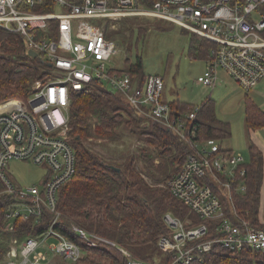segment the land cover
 <instances>
[{
  "label": "built area",
  "instance_id": "obj_1",
  "mask_svg": "<svg viewBox=\"0 0 264 264\" xmlns=\"http://www.w3.org/2000/svg\"><path fill=\"white\" fill-rule=\"evenodd\" d=\"M39 6L43 11L36 10ZM131 16L163 19L212 41L215 47L199 84L212 89L222 84L220 69L247 93L264 79V0H0V27L20 33L29 50L61 71L40 82L27 102L0 104V194L13 199L5 215L7 229L14 230L19 219L41 223L45 212L55 213L44 233L14 239L4 264H45L51 255L69 263L82 258L81 247L53 226L60 218V189L76 174V155L65 139L70 92L96 81L121 92L138 115L174 132L192 150L166 187L202 222L192 226L189 219L166 214L172 234L160 238L158 245L170 257L167 264L203 263L215 244L229 253L264 251V229L241 214L235 199L248 190L245 156L223 149L217 141H199L195 122L200 106L187 112L173 109L163 98L166 84L161 75H149L140 86L128 74L110 75L120 47L107 38L108 23L114 29L113 23ZM13 161L43 167L40 186L19 183L10 169ZM211 223L215 237L195 243L211 231ZM73 229L91 246H96L93 240L116 245L80 227ZM119 249L129 264H157Z\"/></svg>",
  "mask_w": 264,
  "mask_h": 264
},
{
  "label": "trees",
  "instance_id": "obj_2",
  "mask_svg": "<svg viewBox=\"0 0 264 264\" xmlns=\"http://www.w3.org/2000/svg\"><path fill=\"white\" fill-rule=\"evenodd\" d=\"M36 10L43 11V8L39 6ZM116 23L120 24L119 30H110L111 24L108 23L107 38L115 41L120 51L122 45L127 54L124 66H120L117 57L109 73L128 74L132 83L140 86L152 74L145 73L143 58L139 54L131 60L134 46L144 42L150 30L166 32L175 24L145 16L125 17L113 24ZM55 25L54 22L51 30H56ZM180 30L190 39L188 56L193 60L207 61L215 44L185 28ZM51 74L52 67L42 54L37 57L29 54L28 43L20 33L0 27V104L9 100L27 102L40 82L46 83L52 78ZM70 98L65 139L76 155V174L60 189L57 202L60 218L53 227L77 243L83 256L76 263L58 258L64 264H129L128 257L119 249L122 247L136 259L169 263L170 257L158 245L160 238L172 234L165 221L166 214L171 213L183 221L189 219L192 226L202 222L166 187L168 179L181 170L191 154L190 146L174 132L155 123L151 128L140 129L149 120L138 115L124 101L122 93L106 83L92 82L81 91H71ZM171 106L179 112L193 108L179 100L171 102ZM244 121L249 151L246 164L248 190L235 199L241 214L257 228L264 229L260 220L264 154L250 137L253 130L264 127V111L248 95L244 102ZM195 123L199 141L220 143L232 137L231 123L218 117L216 102L211 98L201 104ZM124 127L138 133L148 147L129 155L122 164L107 159L89 146V141L94 139L117 140L118 130ZM140 163H143L144 172L139 169ZM12 202L11 196L0 194V264L5 263L14 239L23 241L44 233L51 227L55 216V213L45 212L41 223L19 219L11 231L6 227L5 215ZM213 224L210 225L211 231L195 243L215 237ZM74 226L116 245L93 240L96 246H91L74 231ZM193 264H264V251L229 253L215 244L212 252L205 255L203 263Z\"/></svg>",
  "mask_w": 264,
  "mask_h": 264
},
{
  "label": "rangeland",
  "instance_id": "obj_3",
  "mask_svg": "<svg viewBox=\"0 0 264 264\" xmlns=\"http://www.w3.org/2000/svg\"><path fill=\"white\" fill-rule=\"evenodd\" d=\"M121 21V20H120ZM119 22V21H117ZM120 24L110 30H119ZM181 28L174 25L169 31L158 29L150 30L146 40L140 41L134 46L131 60H135L139 54L143 58L145 73L160 74L165 78L164 100L173 102L176 100L189 104L193 108L211 98L216 102L218 117L231 123L232 137L220 142L223 149L234 148L248 157L247 135L244 125V94L247 93L227 73L220 69L218 75L222 84L212 89L198 83L199 76L206 70L205 60H193L189 55L190 39L181 33ZM109 30V31H110ZM118 37V36H117ZM120 56L117 58L120 66H124L127 50L121 45ZM129 56V55H128ZM52 75H61V71L53 68ZM153 122L144 123L141 128L152 127ZM117 140L89 141V146L97 150L107 159L122 164L126 158L138 153L139 149L147 148L148 144L138 133L132 132L126 127L118 130ZM10 169L19 183L22 185L40 186L45 170L43 167L31 162L13 161ZM143 170V163L139 164ZM260 219L264 221V211L260 213ZM45 264H64L57 256H50Z\"/></svg>",
  "mask_w": 264,
  "mask_h": 264
},
{
  "label": "crops",
  "instance_id": "obj_4",
  "mask_svg": "<svg viewBox=\"0 0 264 264\" xmlns=\"http://www.w3.org/2000/svg\"><path fill=\"white\" fill-rule=\"evenodd\" d=\"M246 95H248L264 111V79L260 82V84L254 90L250 91L249 93L244 94V102H245ZM244 125H245V121H244ZM250 137L252 141L261 149V151L264 154V127L261 129L253 130L251 132ZM246 141H247V146H248V136L246 138ZM229 150L232 152L241 153L239 151H236L234 148H229ZM245 158L247 162H249V154H248V157H245ZM261 210L262 212L264 211V184L262 187L260 213H261ZM262 222L264 223V221Z\"/></svg>",
  "mask_w": 264,
  "mask_h": 264
},
{
  "label": "water",
  "instance_id": "obj_5",
  "mask_svg": "<svg viewBox=\"0 0 264 264\" xmlns=\"http://www.w3.org/2000/svg\"><path fill=\"white\" fill-rule=\"evenodd\" d=\"M29 54L32 55V56H34V57H37L39 55L38 52H36L35 50H32V49L29 50ZM49 66H51V64H49Z\"/></svg>",
  "mask_w": 264,
  "mask_h": 264
}]
</instances>
